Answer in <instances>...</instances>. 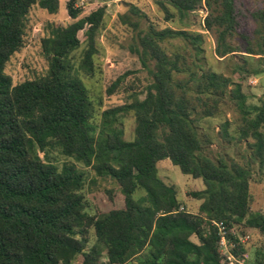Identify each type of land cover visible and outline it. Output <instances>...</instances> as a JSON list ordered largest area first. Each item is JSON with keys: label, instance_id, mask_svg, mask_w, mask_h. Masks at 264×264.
<instances>
[{"label": "trees", "instance_id": "obj_1", "mask_svg": "<svg viewBox=\"0 0 264 264\" xmlns=\"http://www.w3.org/2000/svg\"><path fill=\"white\" fill-rule=\"evenodd\" d=\"M154 1L165 20L174 16L168 6L180 19L205 7L203 27L214 38L215 55L241 53L231 72L239 79L201 61L190 67L184 51L167 53L161 46L165 39L179 38L199 59L202 33L149 25L131 48L150 75L143 97L133 94L130 102L103 109L94 124L92 103L72 72L70 54L84 29L79 66L92 72L104 5L79 16L80 7L68 0L72 21L47 24L40 37L44 73L13 83L4 69L23 44L29 9L37 5L53 14L59 0H0V264H227L215 221L225 223L231 240L239 224L264 232V215L249 206L252 165L264 170V96L249 103L241 85L243 74L264 73V4L250 12L253 30L239 32L234 0ZM237 36L242 47L233 42ZM123 76L108 85L107 94ZM226 102L238 116L233 132L224 120L219 134L229 142L246 141L249 153L242 163L206 151L213 141L200 124ZM129 112L133 135L125 139L119 124ZM52 148L88 167L91 183L98 177L114 181L122 205L89 213L84 172L74 162H52L47 154ZM163 159L201 179L203 188L188 192L200 200L195 212L158 175L157 162ZM233 252L243 253L240 247Z\"/></svg>", "mask_w": 264, "mask_h": 264}, {"label": "rangeland", "instance_id": "obj_2", "mask_svg": "<svg viewBox=\"0 0 264 264\" xmlns=\"http://www.w3.org/2000/svg\"><path fill=\"white\" fill-rule=\"evenodd\" d=\"M59 0L56 13L50 14L46 10L33 5L27 14L26 34L23 44L14 52L5 65L4 71L10 75L13 83L26 78H33L44 73L47 68V61L42 54L40 47V37L45 32L47 24L52 26L67 25L72 19L68 16L66 2ZM238 13L237 30L239 32H251L255 26L250 12L261 7L264 0H234ZM75 6L80 7L79 16L87 14L92 9L104 5V14L100 26L95 36L96 53L93 55V70L87 74L80 68V60L85 48L84 29L78 32L81 41L79 47L70 54V64L72 72L76 74L86 88L89 100L92 103L93 115L91 121L94 124L99 122L100 112L111 106L130 102L133 94L139 98L143 97L145 85L150 81L147 68L141 65L138 56L131 49L137 44L138 32H144L152 25L156 29L166 26L172 28H183L188 31L202 33L203 51L199 59L192 55V49L185 47L179 38L165 39L161 42L162 48L167 52L179 51L186 54L187 62L193 67V61H201L209 65L212 69L231 75L238 80V73H231L234 63L241 62L240 52L219 58L214 53V38L203 27V18L206 15L204 7L190 11L185 17L179 18L175 10L168 6L174 13L173 18L165 20L161 7L154 0H75ZM125 19V21H123ZM130 23H136L134 27ZM233 42H237L241 47L240 37L237 36ZM255 64V61L252 62ZM124 75L116 90L106 93V88L118 76ZM242 90L247 94V102L255 103L259 97L264 96V73L258 75H242ZM237 111L230 102L222 104L218 115L202 120L201 127L209 133L212 143L206 148L211 156L218 153H226L240 163L248 155L249 148L246 141L229 142L219 134V124L224 120H229V131L235 129ZM125 139L132 138L134 128V117L132 113H126L121 117ZM49 159L59 165L62 162H74L77 168L84 172L85 187L82 190L87 200L89 213L107 211L111 208L120 207L123 203V196L119 192L117 185L109 178H96L94 183L90 182L93 177L92 171L75 162L72 158L66 157L57 148L48 150ZM42 156V153H39ZM157 170L160 178L167 184L172 185L177 193L178 200L189 211L195 212L200 200L191 197L188 192L203 188V183L199 178H193L188 174H183L179 168L172 164L170 160L163 159L157 162ZM249 180V206L252 212H259L264 215V170H260L256 164L252 165V174ZM237 226V227H236ZM233 226L235 240H230L227 247L221 248V253L233 246L240 247L243 252V260L247 264H264V232L255 228L243 226L242 224ZM90 243L93 237L90 238ZM80 256L74 262L77 263Z\"/></svg>", "mask_w": 264, "mask_h": 264}, {"label": "built area", "instance_id": "obj_3", "mask_svg": "<svg viewBox=\"0 0 264 264\" xmlns=\"http://www.w3.org/2000/svg\"><path fill=\"white\" fill-rule=\"evenodd\" d=\"M205 8V7H204ZM206 10V8H205ZM214 224L217 227L218 235H219V249L227 247V245L231 244L229 237H228V229H226V225L223 221H215ZM234 244L231 248L227 249L222 253L223 255V261L227 264H247L243 260V253L241 257H238L233 252Z\"/></svg>", "mask_w": 264, "mask_h": 264}]
</instances>
